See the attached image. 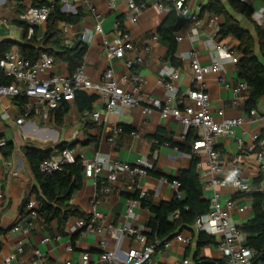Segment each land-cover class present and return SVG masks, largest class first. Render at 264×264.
<instances>
[{
  "label": "crops",
  "instance_id": "obj_1",
  "mask_svg": "<svg viewBox=\"0 0 264 264\" xmlns=\"http://www.w3.org/2000/svg\"><path fill=\"white\" fill-rule=\"evenodd\" d=\"M45 0H0V46L2 43H10L8 51L19 48L18 44L31 37L25 34L23 27L17 24L25 22L23 15L26 7L39 4ZM53 2L55 0H48ZM73 2V0H67ZM127 0H120L115 10L109 9V0H90V6L84 0L76 5L84 11L82 20L77 25L68 27V31L62 36L67 43L74 44L79 40L81 33L86 30H94L95 25L100 22L103 33L95 34L93 41L88 45L84 58V69L86 75L93 81H101L105 69L109 63L105 57L103 40L113 41L118 38L115 32V23L122 22V29L127 31L135 44L132 52H127L125 58L114 62L116 75L120 78L126 74L138 75L143 79L142 93L165 99V89L160 79V70L164 66H173L167 58L169 44L163 41L157 31L168 16L169 10L165 6L160 10L155 5V0H150L149 7L137 15L136 22L129 20ZM227 7L228 11L237 19L241 26L252 33L256 38L255 24L264 30V0H248L249 5L254 9L252 21L236 14L228 6L227 0H220ZM175 0H165V3H174ZM208 0H189L188 6L194 12L199 25L190 24L182 27L177 33L182 40L177 42V57L181 59L180 79L177 85L181 91H186L192 85V71L190 60L186 57L191 50L198 52L202 64L208 65L212 62V50L215 42L220 41L216 37L209 21L217 17L202 8ZM62 6L65 0H61ZM218 26L223 22L222 17H217ZM64 23L60 24L62 30ZM36 27V38L39 40L47 30V23ZM157 36V39H153ZM27 37V38H26ZM222 43L229 47L235 54L239 55V42L228 37ZM141 58L132 68L126 67L127 60ZM53 72L68 74L64 63H55ZM42 77H45L44 75ZM227 81L235 85L239 79L237 64H226ZM207 91L211 97L212 114L217 120L226 118L241 117L244 123L236 128L235 136L220 138L216 148L221 154L224 167V176L238 172L249 182L250 185L260 178L259 164L255 154L248 151L253 142V137L264 130V96L256 109L258 117H252L246 109L245 104L248 93L244 95L242 104L239 107L233 105V91L218 82L217 76L207 74L205 77ZM88 94V93H87ZM90 95V94H89ZM70 110L64 117L62 123L56 121V110L52 112L49 119H42L38 116H31L22 125H16L15 119L20 117L21 110L15 99L0 98V139L7 143L12 142L13 153L6 158L3 154L5 147H0V263L9 255L15 252L20 242L24 243V252L20 259L22 264H65L70 258H78L82 253L88 252L91 259L96 263L99 259L100 237L95 234L69 233L68 229L76 225L79 219L71 218L65 228V234L58 233V224L53 222L50 230H46L37 220L31 222L27 204L36 200L34 190L37 189L36 179L31 171L30 165L25 157L27 148H34L41 151H51L53 155L57 152V146L63 142L81 141L89 138H97L96 142L78 144L86 159H92L96 153H107L110 156V163L116 161L129 164H136L142 159L154 161V173L149 174L141 180H131L126 173L119 172L118 180L113 185L110 195L103 197L98 195L97 203L98 222L104 225L122 227L133 222L134 225L144 227L150 218L148 210L141 206L135 209V213L127 216V201L137 191L145 192L155 203L170 201L175 195L183 197L171 179L178 176L181 170H188L191 166L192 155L188 152L172 147L168 142L159 143L155 136L160 133L162 137L170 138L177 145H185L186 136L190 130H186L181 123L172 117L163 118L160 113L153 112L149 115L143 113L140 106L126 109L122 114L112 115L107 120L94 121L89 114L94 111L104 113L103 104L96 99L91 112L81 114L75 101L68 102ZM10 115V120L2 118V114ZM91 125H86V120ZM126 125L135 130V135L119 133L114 142L107 139L113 135L115 128ZM193 136L189 144L193 146L195 154L200 158L202 164L198 168L203 182L204 197L210 199L212 190L207 186V180L202 172L207 169V156L203 153L202 137L198 130L192 131ZM242 139L244 147H240L238 140ZM154 147V152H153ZM203 169V170H202ZM104 175L103 178H105ZM221 202L226 205L232 201L235 205L230 214L232 220L241 227L253 215L252 199L248 193H239L231 185L219 188ZM96 188L90 178L84 177L80 190L75 192L71 204L78 207L85 214L90 215L92 211L91 200L95 198ZM25 215L22 216V206L25 204ZM29 224H32L29 228ZM28 229V233L26 230ZM190 232V231H189ZM188 231H183L186 234ZM56 236H60L56 239ZM50 237L51 241L45 243L44 239ZM131 247H138V244L130 237H125L122 242L121 251ZM69 248L71 250H69ZM39 250L41 256L35 251ZM207 258L217 263L225 262L224 255L217 245H207L198 248L197 235L189 245H184L173 240L168 249H162L154 253L150 264H183L185 260L194 264V258Z\"/></svg>",
  "mask_w": 264,
  "mask_h": 264
},
{
  "label": "built area",
  "instance_id": "obj_2",
  "mask_svg": "<svg viewBox=\"0 0 264 264\" xmlns=\"http://www.w3.org/2000/svg\"><path fill=\"white\" fill-rule=\"evenodd\" d=\"M80 0L69 2L65 0L62 11L75 14L77 3ZM90 6V0H84ZM120 0H109V9L115 10ZM165 0H155V5L160 10L165 8ZM248 3V0H240ZM189 0H175L174 7L182 17L184 26L190 24L199 25L194 12L188 6ZM127 7L130 13L129 20L136 22L137 15L141 14L150 5V0H145L137 4L136 0H127ZM51 7L33 6L26 7L23 20L31 25L29 28L30 36L33 34V26L46 23L51 14ZM217 37L219 30L217 17L209 21ZM71 25L64 24L62 31L66 33ZM115 32L118 38L109 41L103 40V49L109 66L105 69L101 81L91 80L85 73L84 64L78 68L73 75L53 72L55 61L53 57L42 53L34 63L26 60L20 53L19 48L12 49L4 56H0V98L16 99L24 98V102H19L21 115L15 119V124L22 126L26 119L31 116H38L42 119H49L62 101L71 102L78 91L94 95L104 106V113L94 111L89 116L96 122L101 119L107 120L112 115L122 114L126 109L140 106L144 114L149 115L153 112L160 113L161 117H172L188 131L198 130L203 143V153L207 156V169L202 172V176L208 179L207 186L212 190L210 197V210L198 217L192 228V232L178 234L172 240L166 242L162 249H168L173 240L179 241L184 245H189L195 235L204 233L212 236L216 240V245L224 255L226 264H253L256 256L255 250L247 247L246 235L240 227L232 220L230 211L234 207L232 201L226 205L221 202L219 188L231 185L239 193L251 191L264 192V137L261 133L253 137V144L248 147V151L255 154L259 164L260 175L263 178L257 187L249 184L240 173L234 172L224 176V167L221 154L216 148L218 139L234 137L236 128L244 123L241 117L226 118L217 120L212 114V103L209 92L205 84L207 74L217 76L218 82L233 91V105L239 107L243 102L244 95L248 93V85L244 81H238L235 85L230 84L226 77V64H237L239 55L235 54L229 47L222 42H215L212 50V62L204 65L199 60L198 52L191 50L186 57L190 60L192 71V85L186 90L181 91L177 81L180 79V71L174 66H164L160 70V79L165 89V99L154 97L147 93H142L143 79L138 75H124L118 77L114 68V62L125 58L127 52L135 49V44L131 35L122 29V23H115ZM103 29L98 22L94 30H86L81 33L79 41L88 47L93 41L95 34H102ZM157 39V36L153 38ZM182 37L177 34L176 41ZM71 46L72 44L67 43ZM177 56V55H176ZM178 58V57H177ZM179 59V58H178ZM181 60V59H179ZM141 58L130 59L126 62L128 69L132 68L136 62H141ZM45 77H42V76ZM252 117H258V113L252 109L249 111ZM2 118L10 120V115L2 114ZM264 120V117L262 118ZM121 128L117 127L113 135L108 137V141L113 143L117 134L121 133ZM135 135V132L132 133ZM239 146L244 147L242 139L238 140ZM7 142L0 139V147H6ZM81 158L84 166V177L93 180L96 195L91 200L92 211L91 219L78 220L76 225L68 229L69 233L95 234L100 237V255L96 263L91 259L88 252L82 253L78 258H70L65 264H150L152 256L156 253L160 243H148L145 228L131 223L122 227L104 225L98 222L97 203L98 195L106 197L113 191V185L118 180L119 172H124L131 180H141L149 175L153 168V162L149 159H142L136 164L116 161L110 163V156L107 153H96L92 159H86L79 146L65 148L50 158L44 159L39 164V171L42 174H52L61 171L64 166L75 163ZM202 162L198 163V168L202 167ZM203 170V169H202ZM105 176V178H103ZM174 186L179 189V183L173 181ZM141 197L145 192L140 193ZM140 206L138 200L130 199L127 201V216L135 213V209ZM31 222L37 219L38 203L35 200L27 204ZM179 211L172 214L171 219H177ZM32 224H29V228ZM28 233V229L26 230ZM59 239L60 236H56ZM132 238L138 247H131L126 251H121L123 239ZM51 241L50 237L44 239L45 243ZM69 250H71L69 248ZM24 252V243L20 242L15 252L1 261L0 264H22L20 259ZM37 256H41L39 250L35 251ZM183 264H189L185 260Z\"/></svg>",
  "mask_w": 264,
  "mask_h": 264
},
{
  "label": "trees",
  "instance_id": "obj_3",
  "mask_svg": "<svg viewBox=\"0 0 264 264\" xmlns=\"http://www.w3.org/2000/svg\"><path fill=\"white\" fill-rule=\"evenodd\" d=\"M22 2L23 0H16ZM145 0H136L137 4H141ZM228 6L236 14L243 16L250 22L254 14V9L248 3L240 0H227ZM49 6L51 14L47 23V30L41 39L36 38V27L33 26V34L27 38L25 42L19 43L18 47L22 56L34 63L38 60L42 53H46L53 57L55 63H64L67 67L69 75H73L75 71L82 67L84 58L87 53V46L81 41H76L73 45L66 44L60 24L77 25L84 16V11L77 9L75 14L65 13L62 11L61 0L49 2L45 0L33 6ZM169 13L163 24L159 27L157 34L159 37L169 44L167 54L168 60L174 67H181L182 62L176 56L177 41L176 35L183 27V19L178 14L174 7V3H165ZM207 11L217 17H222L223 22L219 25L217 38L222 40L233 37L239 42L238 51L240 58L237 63L239 79L248 85V99L245 107L248 111L256 109L260 100L264 96V30L255 24L256 38L250 31L241 26L240 22L235 19L228 11L227 7L220 0H208L202 8V12ZM121 22V21H120ZM122 23V22H121ZM17 24L23 27L25 34H28L29 25L26 22ZM10 43H2L0 46V56L8 53ZM97 97L89 95L86 92L78 91L75 94V105L81 114L91 112L93 103ZM15 101L24 102V98H16ZM70 110V105L67 101H62L56 110V121L62 123L64 117ZM86 125H91V121L86 120ZM121 133L131 135L135 130L126 125H120ZM191 129L186 136L185 145H177L170 138L162 137L160 133L155 136L159 143L168 142L172 147L176 146L181 151L188 152L192 155L191 166L188 170H181L178 176L171 181L179 183V191L183 197L175 195L170 201H162L155 203L145 193L141 197L137 191L132 197L138 200L143 209L148 210L150 218L146 223L145 234L148 243L159 242L156 253L162 250L163 245L172 240L183 231L192 232L195 220L206 214L210 210V200L204 197L203 182L198 170L200 158L195 154L193 146L189 144L190 138L193 136ZM261 137H264V130L261 132ZM96 142L97 138H89L85 142L73 141L63 142L57 146V152L63 151L65 148L74 147L78 144H88ZM14 150L12 142H8L3 150V154L8 158ZM153 147V152H154ZM53 156L51 151H41L34 148L25 150V157L30 165L31 171L36 179L37 189L34 190L38 203L37 222L46 230H50L51 224L57 222L58 233L65 234V228L71 218L89 221L91 215L85 214L78 207L71 204V200L75 192L81 189L84 179V166L81 158H78L75 163L64 166L61 171H56L52 174H42L39 171V164L44 159ZM153 168L149 174L154 173ZM260 178L253 183V187H257L260 183ZM248 196L252 199V217L244 223L240 229L246 235L245 245L256 252L253 259V264H264V192L251 191ZM22 206L21 215H25V206ZM179 211L177 219H171L173 213ZM198 248L207 245H216V240L212 236L204 233L197 235ZM194 264H226L223 261L217 263L207 258H194Z\"/></svg>",
  "mask_w": 264,
  "mask_h": 264
}]
</instances>
